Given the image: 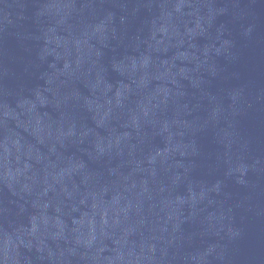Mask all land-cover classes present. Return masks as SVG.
<instances>
[{
	"label": "water",
	"instance_id": "1",
	"mask_svg": "<svg viewBox=\"0 0 264 264\" xmlns=\"http://www.w3.org/2000/svg\"><path fill=\"white\" fill-rule=\"evenodd\" d=\"M0 264H264V0H0Z\"/></svg>",
	"mask_w": 264,
	"mask_h": 264
}]
</instances>
